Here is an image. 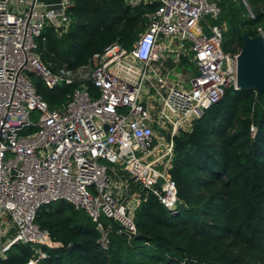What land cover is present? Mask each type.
Wrapping results in <instances>:
<instances>
[{
  "label": "built area",
  "instance_id": "obj_1",
  "mask_svg": "<svg viewBox=\"0 0 264 264\" xmlns=\"http://www.w3.org/2000/svg\"><path fill=\"white\" fill-rule=\"evenodd\" d=\"M155 1L158 7L130 47L114 41L90 64L52 71L36 52V38L49 25L66 30L71 0L59 1L56 22L40 0H0V258L13 244L31 243L36 255L26 264H38L46 256L41 246L51 239L35 222L37 212L58 200L85 211L101 232L103 247L109 244L103 217L137 235L138 195L114 170L119 179L109 181L108 163L118 164L176 212L179 199L170 174L174 138L227 88L238 89L240 50L224 51L222 29L206 23L205 16L220 12L215 1ZM139 2L144 0L131 3ZM175 36L190 44L186 53L194 71L185 78L161 71L169 56L177 61L184 51ZM31 73L49 88L78 78L93 89L82 83L61 108L51 109Z\"/></svg>",
  "mask_w": 264,
  "mask_h": 264
},
{
  "label": "trees",
  "instance_id": "obj_2",
  "mask_svg": "<svg viewBox=\"0 0 264 264\" xmlns=\"http://www.w3.org/2000/svg\"><path fill=\"white\" fill-rule=\"evenodd\" d=\"M71 2L66 30L46 26L36 38V52L52 71L90 64L94 54L114 41L130 47L159 5ZM218 6L216 17H205L222 29L224 51L240 50L244 32L264 33V0H219ZM33 75L37 93L51 109L61 108L82 83L93 89L78 78L49 88ZM174 145L170 174L179 199L175 213L133 183L130 193L140 200L135 223L141 238L103 217L109 239L103 247L101 232L84 210L63 200L45 204L35 222L50 232L51 242L41 246L46 256L38 264H264V93L227 88L189 130L174 138ZM36 247L13 244L0 264H26Z\"/></svg>",
  "mask_w": 264,
  "mask_h": 264
},
{
  "label": "water",
  "instance_id": "obj_3",
  "mask_svg": "<svg viewBox=\"0 0 264 264\" xmlns=\"http://www.w3.org/2000/svg\"><path fill=\"white\" fill-rule=\"evenodd\" d=\"M236 85L250 89L259 96L264 93V34L250 36L243 33L242 46L237 56ZM136 239L141 235L137 234Z\"/></svg>",
  "mask_w": 264,
  "mask_h": 264
},
{
  "label": "rangeland",
  "instance_id": "obj_4",
  "mask_svg": "<svg viewBox=\"0 0 264 264\" xmlns=\"http://www.w3.org/2000/svg\"><path fill=\"white\" fill-rule=\"evenodd\" d=\"M128 1L129 2H137V1H141V0H128ZM153 1H155V0H153ZM213 1H215L216 3L219 2V0H213ZM144 2H145V0H144ZM150 2H152V1H146L145 3H150ZM207 18L208 17H205L206 22L209 25L214 23V22L212 23V22L208 21ZM202 25L205 26V23H202ZM174 41L177 44L183 42V41H181V39L178 36L174 37ZM183 45H184L183 50H185L187 52L190 51V44L188 42H183ZM186 57H187L186 61H183V62L181 61L182 59L179 61H176V62H174L171 59L168 61H165L161 67L162 73L165 74L166 72H169L168 74H169L170 78H173V73H178V74L189 73L190 75H193L194 70L192 67H191L192 69L190 68V64L188 62L189 55H186ZM32 78H40V77L38 75L34 74ZM108 166L110 169L108 170L107 176H108V179L111 183H115L119 179L118 176H116L114 174V172H115V173H117V175L121 176L122 179H125L126 181H128L131 186L133 185L134 182L132 181V178L125 171H122L121 167L118 164L115 165L112 163H108ZM156 167L158 169H161L162 164H157ZM112 170H114V172ZM160 183H161V181H159V183L157 184L158 187H160ZM128 198L132 201L133 204H135L136 199H137L135 196L130 195ZM138 200H139V196H138ZM3 228H5V226H3ZM8 237H9V235H8Z\"/></svg>",
  "mask_w": 264,
  "mask_h": 264
},
{
  "label": "crops",
  "instance_id": "obj_5",
  "mask_svg": "<svg viewBox=\"0 0 264 264\" xmlns=\"http://www.w3.org/2000/svg\"><path fill=\"white\" fill-rule=\"evenodd\" d=\"M41 2L45 3L47 5L46 9L47 11L53 15L55 17V19L57 18V14L60 12V7L58 5L60 0H40ZM146 1H153V0H145ZM57 21V19L55 20V22ZM51 26V25H49ZM52 27V26H51ZM188 55V53H186V51L184 50L179 58V60H181L182 56H186ZM169 59L173 60L171 56L168 57V59L166 61H168ZM177 60V61H179ZM176 62V61H174ZM189 62V61H188ZM190 64V63H189ZM191 68V67H190ZM193 68V67H192ZM191 68V69H192ZM175 75L179 76L180 78H185L186 76L189 75V73H183V74H178V73H174ZM3 220V219H1Z\"/></svg>",
  "mask_w": 264,
  "mask_h": 264
}]
</instances>
